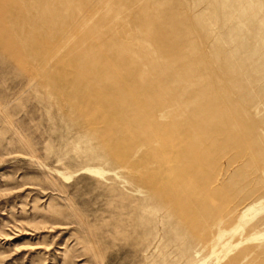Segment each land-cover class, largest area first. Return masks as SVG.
<instances>
[{
  "label": "rangeland",
  "instance_id": "1",
  "mask_svg": "<svg viewBox=\"0 0 264 264\" xmlns=\"http://www.w3.org/2000/svg\"><path fill=\"white\" fill-rule=\"evenodd\" d=\"M0 264H264V0H0Z\"/></svg>",
  "mask_w": 264,
  "mask_h": 264
}]
</instances>
